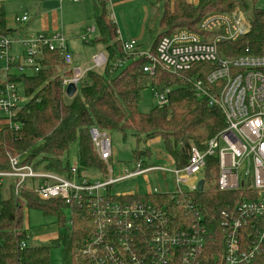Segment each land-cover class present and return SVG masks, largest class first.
Returning <instances> with one entry per match:
<instances>
[{
    "label": "built area",
    "instance_id": "built-area-1",
    "mask_svg": "<svg viewBox=\"0 0 264 264\" xmlns=\"http://www.w3.org/2000/svg\"><path fill=\"white\" fill-rule=\"evenodd\" d=\"M110 18L114 22L113 15ZM27 20V16L15 17L14 24ZM248 28L239 12L211 14L201 20L199 33L180 29L160 39L155 56L148 51L135 53V40L118 38L127 58L148 60L142 69L148 76H153L157 67L179 76L199 66L197 75L188 82L196 98L221 113L224 127L205 142L202 150L191 146L184 162L166 155L167 167L156 164L142 168L139 161L121 175L110 174L107 179L96 180L84 174L78 178L75 163L63 177L34 170L20 156H9V171L0 172V183L13 180L17 195L28 180H39L35 194L41 202L59 198L65 203L74 201L81 205L84 197L94 222L92 236L80 249L86 264H209L206 245L212 235L222 244V250L211 256L212 263L264 264V40L237 55L228 54L223 48L228 43H237ZM93 33L94 29H88L81 40H90ZM14 44L19 47L17 52L12 51ZM44 50L57 52L71 68V77L62 82L63 91L70 83L77 88L84 71L75 65L60 35H26L14 42L0 38V78L6 80L14 73H36L37 60ZM105 63L106 56L100 53L93 57L92 67L100 69ZM150 92L156 107L168 104L166 89L151 88ZM23 98L26 103L28 98L16 83L0 88V116L5 127L14 132L19 128L16 115L22 109L19 103ZM89 136L100 160L107 161L112 156L109 136L96 129H91ZM209 157L217 162V174L211 182L203 177ZM148 174H162L163 179L167 174L172 176L171 192L166 187L165 192L156 188L151 194L177 199L180 218L175 216L176 212L158 205L122 204L105 196L109 187ZM200 181L202 190L197 191ZM210 187L239 196L218 211L215 231L212 217L204 218L196 203L198 195ZM24 247L21 243L20 248Z\"/></svg>",
    "mask_w": 264,
    "mask_h": 264
},
{
    "label": "trees",
    "instance_id": "trees-1",
    "mask_svg": "<svg viewBox=\"0 0 264 264\" xmlns=\"http://www.w3.org/2000/svg\"><path fill=\"white\" fill-rule=\"evenodd\" d=\"M2 1L0 38L14 42L16 30L6 26ZM155 3L159 12L153 6L154 12L148 23V41L151 44L149 47L137 44L135 53L148 51L155 56L160 39L180 29L199 33L201 20L216 13L247 12L249 30L237 43L223 47L228 54L237 55L244 48H254L264 40V7L258 5L259 0H155ZM93 20L96 36L85 45L100 46L106 55V63L100 69L87 64L88 69L84 71L72 98H66L62 89L63 80L71 77V68L63 63L57 52L42 51L36 73H14L6 80L0 78V88L7 83H16L28 98L22 109L17 111L18 131L7 127L0 130V172L9 171V156H20L21 161L34 170L65 177L71 167L67 162L68 153L74 146L73 163L76 164L78 178L84 174L91 179L102 180L110 174L121 175L139 161L142 168L161 164L159 160L162 159L153 155V149L158 146L175 161L184 162L191 146L202 150L205 142L223 129L221 113L208 108L203 99L196 98L188 82L197 75L199 66L179 76L157 67L153 76H148L142 71L148 60H133L123 54L116 25L110 18L105 1L94 0ZM18 50V46H12V51ZM145 88L166 89L168 104L162 108L155 106L148 113L139 112L138 103ZM91 129L105 132L109 138L112 133L119 134L123 141L130 136L135 146L131 161H118L114 170L113 153L107 161L100 160L89 136ZM216 174V159L209 157L203 177L211 182ZM38 185L39 180H28L16 195L13 180L0 183V264H49L52 248H62V264H86L87 259L81 256L80 249L94 230L89 202L84 197L81 205L74 201L65 203L59 198L41 202L35 194ZM113 187H109L105 194L113 202L158 205L181 217V206L169 195L151 192L144 195L118 194ZM238 198L237 194H226L210 187L198 195L196 203L204 218L212 217V229L215 231L218 211L230 199ZM24 209L54 216L57 230L67 222L65 234L53 239L49 245L33 244L23 227ZM64 210L69 212L68 221ZM21 243L25 244L23 249L20 248ZM206 246L209 264H214L211 256L222 250L221 240L214 239L212 235Z\"/></svg>",
    "mask_w": 264,
    "mask_h": 264
},
{
    "label": "rangeland",
    "instance_id": "rangeland-1",
    "mask_svg": "<svg viewBox=\"0 0 264 264\" xmlns=\"http://www.w3.org/2000/svg\"><path fill=\"white\" fill-rule=\"evenodd\" d=\"M36 1H26V0H3L2 5L5 12V18H7V21L9 22L12 20L14 22L15 17H21L22 15H26L29 19L33 17V15L37 12V2ZM135 3V2H134ZM133 3V5H134ZM144 3H146L147 6V17L149 20L153 15L154 10H150L149 5L151 3H154V0H145ZM258 5L260 7H264V0H259ZM154 8H156L157 12H159V7L155 3ZM133 11V19L136 20L141 15L138 14L139 10L135 9L134 6H132ZM149 10V11H148ZM241 13V16L243 17L245 21V26L247 25V12L238 11ZM218 14V13H216ZM14 24V23H13ZM10 25V24H9ZM164 30V29H163ZM30 35H37V34H30ZM24 37V36H23ZM22 37V38H23ZM16 40H21L22 38L17 35ZM160 38V37H159ZM136 41V40H135ZM145 44L143 46L148 45L150 46V41H147L145 36ZM13 47L17 48V45H13ZM15 49V48H14ZM102 48L100 46L97 47H90V46H84L82 44H71L68 48V53L72 56V59L77 67L85 71L88 69L87 64L92 65L93 56L95 53L101 52ZM106 56V55H105ZM27 75L30 74L29 72L26 73ZM25 98H23V101L19 103V108H22L25 104L24 101ZM155 100L150 92L149 88H145L141 91V97L140 101L138 103V110L141 113H148L155 107ZM0 118H2L0 116ZM110 140L112 142V153H113V160L114 165L113 168L115 170L116 163L118 161L128 162L131 161V152L134 151V142L131 139L130 136H127L125 141L122 140V137L119 134L112 133L110 134ZM74 146H72L68 153V164L71 166L73 164V154H74ZM156 149H160V147H156ZM154 155V158H156V155ZM167 167L166 165H163ZM123 169V168H122ZM154 174H149L145 179L143 177L131 179L128 181H125L122 184L116 185L114 188L115 193L119 194H141L144 195L148 192V187L151 189V191L155 190V188L159 185L162 186L161 191L165 192L167 189L169 192L173 190L174 183L173 178L170 174H167L165 179H158L156 181L154 179ZM200 178V176H198ZM162 179V180H161ZM166 186L167 188L165 189ZM182 190L186 191V187H181ZM66 221H68L69 218V212L64 210L63 211ZM57 220H55L54 216L46 215L43 212L35 209H24L23 210V227L24 230L27 231V235H29L31 241L33 244L39 243V244H47L57 238L59 235H64L66 232V229L68 227V223L64 225V227H61L57 230ZM62 255L63 251L62 248H52L50 251V260L49 264H62Z\"/></svg>",
    "mask_w": 264,
    "mask_h": 264
},
{
    "label": "crops",
    "instance_id": "crops-1",
    "mask_svg": "<svg viewBox=\"0 0 264 264\" xmlns=\"http://www.w3.org/2000/svg\"><path fill=\"white\" fill-rule=\"evenodd\" d=\"M144 1L145 0H109L107 11L113 15L118 38L123 40H136L137 44L140 46L145 44V36L148 41L149 18L146 15L147 6ZM36 2L37 12L32 18L29 19L27 17L28 20L24 24L15 25L12 20L8 22L6 18V26L16 30L14 37L17 35L23 37L30 34H42L45 37L60 35L64 38L66 47L69 48V45L77 42L78 44L80 43L86 46V42L82 41L81 38L86 34L88 29H94L91 39L96 36L93 20L94 0H81L79 2H68L66 0H36ZM154 3L149 5L150 10H154ZM132 6L138 9V14L141 15L136 20L133 19V13L131 12L133 11ZM100 53L102 52L95 53L94 56ZM4 127V121L0 118V130ZM153 152L157 155L158 159H162V161L159 160L162 165L167 164L166 154L160 149H156V147L153 149ZM147 176H149V174L139 177L145 179ZM153 177L158 181L160 178L163 179L164 175L155 174ZM164 187L166 188V186ZM156 188L161 190L162 186L158 185ZM150 192L152 191L148 187V192L146 194Z\"/></svg>",
    "mask_w": 264,
    "mask_h": 264
},
{
    "label": "water",
    "instance_id": "water-1",
    "mask_svg": "<svg viewBox=\"0 0 264 264\" xmlns=\"http://www.w3.org/2000/svg\"><path fill=\"white\" fill-rule=\"evenodd\" d=\"M75 93H76V87L72 83L68 84L64 89V95L68 99L72 98L75 95ZM202 185H203L202 181L197 183V186H196L197 191L202 190Z\"/></svg>",
    "mask_w": 264,
    "mask_h": 264
}]
</instances>
